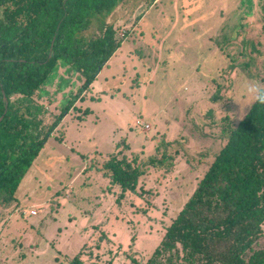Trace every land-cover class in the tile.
I'll list each match as a JSON object with an SVG mask.
<instances>
[{
	"label": "rangeland",
	"instance_id": "374dc122",
	"mask_svg": "<svg viewBox=\"0 0 264 264\" xmlns=\"http://www.w3.org/2000/svg\"><path fill=\"white\" fill-rule=\"evenodd\" d=\"M105 23L122 42L0 209V264H69L77 253L82 264H143L224 145L221 119L236 124L253 102L240 82L264 83V0H123L84 33ZM82 82L55 62L32 95L45 126ZM117 142L128 158L166 156L136 193L120 195L99 169Z\"/></svg>",
	"mask_w": 264,
	"mask_h": 264
},
{
	"label": "trees",
	"instance_id": "16d2710c",
	"mask_svg": "<svg viewBox=\"0 0 264 264\" xmlns=\"http://www.w3.org/2000/svg\"><path fill=\"white\" fill-rule=\"evenodd\" d=\"M122 1L0 0L1 208L13 200L64 113L83 97L121 44L112 24L92 35L84 31L94 14L108 16ZM58 60L83 82L65 110L45 126L43 105L32 95ZM221 131L227 134L224 145L143 264H264V243L254 247L264 234V105L252 102L236 124L225 115ZM115 148L99 169L121 188L120 195L136 193L139 177L166 159L163 153L144 160L134 152L128 158L118 142ZM139 189L142 196L145 191ZM69 264H82L79 253Z\"/></svg>",
	"mask_w": 264,
	"mask_h": 264
},
{
	"label": "clouds",
	"instance_id": "9594fccd",
	"mask_svg": "<svg viewBox=\"0 0 264 264\" xmlns=\"http://www.w3.org/2000/svg\"><path fill=\"white\" fill-rule=\"evenodd\" d=\"M239 97H250L253 102L264 105V83L255 80H242L239 84ZM239 97H230L241 105L240 112H244L245 106L241 104ZM264 228V224H261Z\"/></svg>",
	"mask_w": 264,
	"mask_h": 264
},
{
	"label": "water",
	"instance_id": "95a60500",
	"mask_svg": "<svg viewBox=\"0 0 264 264\" xmlns=\"http://www.w3.org/2000/svg\"><path fill=\"white\" fill-rule=\"evenodd\" d=\"M3 101H4V105H5V110H6V107H7V99L5 97H3ZM2 118V116L0 117V119Z\"/></svg>",
	"mask_w": 264,
	"mask_h": 264
},
{
	"label": "built area",
	"instance_id": "2783aa9c",
	"mask_svg": "<svg viewBox=\"0 0 264 264\" xmlns=\"http://www.w3.org/2000/svg\"><path fill=\"white\" fill-rule=\"evenodd\" d=\"M29 213H30V214H36V211H34V210H30Z\"/></svg>",
	"mask_w": 264,
	"mask_h": 264
},
{
	"label": "crops",
	"instance_id": "0c3cea01",
	"mask_svg": "<svg viewBox=\"0 0 264 264\" xmlns=\"http://www.w3.org/2000/svg\"><path fill=\"white\" fill-rule=\"evenodd\" d=\"M0 209H1V207H0ZM1 212V211H0ZM35 215V214H34Z\"/></svg>",
	"mask_w": 264,
	"mask_h": 264
}]
</instances>
